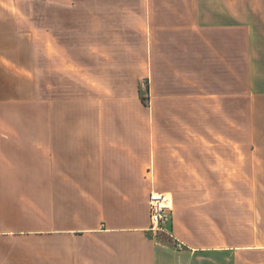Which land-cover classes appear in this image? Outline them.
Here are the masks:
<instances>
[{
	"label": "crops",
	"instance_id": "1",
	"mask_svg": "<svg viewBox=\"0 0 264 264\" xmlns=\"http://www.w3.org/2000/svg\"><path fill=\"white\" fill-rule=\"evenodd\" d=\"M45 1L0 0V60L29 55L34 112L48 110L31 133L0 123V264H264L263 244L216 224L244 163L241 204L264 218V135L247 131L264 105V0ZM69 62L85 80L72 89ZM154 189L172 240L149 228Z\"/></svg>",
	"mask_w": 264,
	"mask_h": 264
},
{
	"label": "rangeland",
	"instance_id": "2",
	"mask_svg": "<svg viewBox=\"0 0 264 264\" xmlns=\"http://www.w3.org/2000/svg\"><path fill=\"white\" fill-rule=\"evenodd\" d=\"M6 3V2H5ZM7 3L10 5H21L27 7L30 11L32 6L37 7L41 4H46V1L43 0H7ZM25 26H31L30 19L28 17L24 19ZM10 48V46H9ZM264 52V46H262ZM9 58L15 59H8V60H0V102H4L0 105V123L2 122L3 129L5 126L7 127H17L19 129V133H31L32 132V118L36 116L37 118L47 117L48 110L47 108L43 107L42 105H36V113L33 109L32 103V88H31V75H32V62L25 57L29 55H19V52L16 50L11 49L7 54ZM21 57L22 59H19ZM42 63V62H41ZM69 69L67 77V81H70L68 84L65 85V88L72 89L74 86H79L80 81L84 84L85 80L81 79L78 69L77 62H69ZM55 72H53L54 74ZM262 76L259 78L261 80V84L264 86V61L261 69ZM81 79V80H80ZM242 81V89L244 84V78H240ZM73 80H76L73 82ZM79 80V81H78ZM239 82V78H233V88L236 87L234 83ZM131 78L130 76L125 78H120V84L122 85H131ZM48 85H51L48 81H45ZM60 85V84H59ZM63 86V85H60ZM143 86V85H142ZM70 96L72 93H68ZM38 95V94H37ZM39 95L47 96V93H42ZM54 95V92H53ZM141 98H144L141 96ZM7 102V103H5ZM264 103V102H263ZM243 104V103H242ZM136 111V116H142V113L139 110ZM233 121H239V109L233 108ZM53 116L56 113L53 111ZM244 112L242 110V132H244ZM13 118V120H12ZM16 123L14 125L13 123ZM247 123H248V132L250 133H261L264 135V105L261 108H248V115H247ZM233 130L239 132V125L233 126ZM264 141V140H263ZM248 147L251 144L250 140L248 142ZM235 160V159H234ZM237 163L233 161V167H235ZM243 166L250 168V165H246L244 163ZM243 166L235 167V172L232 174L233 180L236 181L234 187L232 189L227 190H217V195H226L232 201L231 204H222L217 205L216 208L220 210L216 211L217 218L216 224L217 226L225 233L229 234L225 238L230 240L232 245L239 246L241 244H246L248 241L257 244L264 245V218L256 214V210H251L250 205H245V203L241 200V197H245L246 189L239 187L240 182L243 180H248L249 175L247 170L248 168H244ZM243 167V168H242ZM158 190L154 189L151 192H157ZM161 193L160 191H158ZM225 192V193H224ZM167 198L171 200L170 195L167 194ZM142 197H137V203ZM244 234V237L240 234ZM261 234L260 236L256 237H249L246 234ZM249 244V243H248ZM257 256L258 259L264 260V253L259 254ZM249 261H255L256 256H249L247 258Z\"/></svg>",
	"mask_w": 264,
	"mask_h": 264
},
{
	"label": "built area",
	"instance_id": "3",
	"mask_svg": "<svg viewBox=\"0 0 264 264\" xmlns=\"http://www.w3.org/2000/svg\"><path fill=\"white\" fill-rule=\"evenodd\" d=\"M171 199V198H170ZM172 214V202L167 198V194L151 192L148 196V217L149 228L156 235H167L168 239L173 237L169 234L167 226L170 224ZM176 249H181L183 245L174 242Z\"/></svg>",
	"mask_w": 264,
	"mask_h": 264
},
{
	"label": "trees",
	"instance_id": "4",
	"mask_svg": "<svg viewBox=\"0 0 264 264\" xmlns=\"http://www.w3.org/2000/svg\"><path fill=\"white\" fill-rule=\"evenodd\" d=\"M142 100H144V98H141Z\"/></svg>",
	"mask_w": 264,
	"mask_h": 264
}]
</instances>
